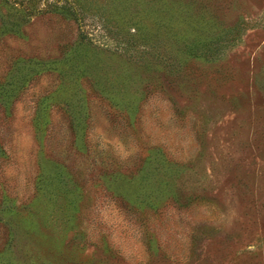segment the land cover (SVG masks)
I'll list each match as a JSON object with an SVG mask.
<instances>
[{
	"label": "rangeland",
	"instance_id": "374dc122",
	"mask_svg": "<svg viewBox=\"0 0 264 264\" xmlns=\"http://www.w3.org/2000/svg\"><path fill=\"white\" fill-rule=\"evenodd\" d=\"M0 264H264V0H0Z\"/></svg>",
	"mask_w": 264,
	"mask_h": 264
}]
</instances>
